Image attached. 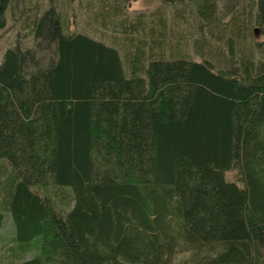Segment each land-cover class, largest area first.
<instances>
[{
  "label": "trees",
  "instance_id": "1",
  "mask_svg": "<svg viewBox=\"0 0 264 264\" xmlns=\"http://www.w3.org/2000/svg\"><path fill=\"white\" fill-rule=\"evenodd\" d=\"M190 1L202 26L218 22L219 0ZM252 1L264 31V0ZM141 21L119 46L70 30L51 4L33 44L5 50L0 238L7 213L15 234L0 264H172L181 245L216 244L180 264H264L262 42L216 67L168 56L165 28Z\"/></svg>",
  "mask_w": 264,
  "mask_h": 264
},
{
  "label": "rangeland",
  "instance_id": "2",
  "mask_svg": "<svg viewBox=\"0 0 264 264\" xmlns=\"http://www.w3.org/2000/svg\"><path fill=\"white\" fill-rule=\"evenodd\" d=\"M187 2L191 1L178 0L173 4L163 0H13L7 10V24L0 29V60L9 46L33 44L30 23L51 4L61 12L70 30L87 32L110 44H126L124 36L128 33L123 28H128L140 16L141 27L146 32L150 28L158 31L165 28L168 56L173 55L171 50L189 51L197 60H211L216 67H224L241 53L253 50L259 55L262 52L255 42L261 41L264 48V31L255 24L257 10L252 0H219L218 22L213 26H202L201 20L194 12L192 16L185 6ZM229 7L233 12L227 11ZM233 13L235 25L230 20ZM162 17H165L166 26L159 21ZM255 27H258L257 32H254ZM234 30H241L242 36L238 37ZM230 36L234 38L233 48L227 43ZM228 176L234 177V171H229ZM49 191L56 195L53 187L48 188ZM14 234V222L7 213L1 231V247ZM220 247L221 244L199 248L181 245L172 264L191 261L197 254L216 253Z\"/></svg>",
  "mask_w": 264,
  "mask_h": 264
}]
</instances>
